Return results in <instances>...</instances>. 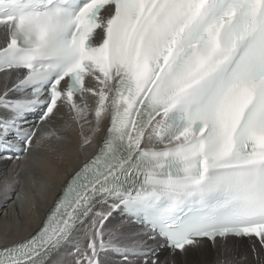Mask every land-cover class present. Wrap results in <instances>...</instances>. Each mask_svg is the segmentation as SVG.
Returning a JSON list of instances; mask_svg holds the SVG:
<instances>
[{
	"label": "bare ground",
	"instance_id": "6f19581e",
	"mask_svg": "<svg viewBox=\"0 0 264 264\" xmlns=\"http://www.w3.org/2000/svg\"><path fill=\"white\" fill-rule=\"evenodd\" d=\"M107 20L104 11L93 45L103 44L106 29L101 21ZM6 44L0 30V50ZM25 75L22 70L0 72V124L13 120L14 106L26 100L28 93L20 86ZM115 86L116 79L108 76L104 64H92L80 92L69 93L59 86L47 118L21 126L33 134L28 152L19 161L0 155V250L37 242L67 183L106 140ZM6 135L0 125V140L13 139ZM183 140H175L165 120L158 118L140 149L169 148ZM120 201L108 200L74 220L66 234L40 248V264H264V235L204 239L182 251L170 250L125 217ZM54 247L60 248L53 251ZM132 252L148 254L133 256Z\"/></svg>",
	"mask_w": 264,
	"mask_h": 264
}]
</instances>
